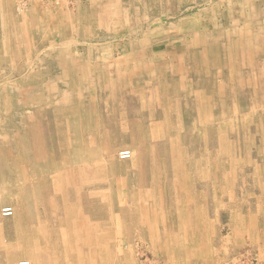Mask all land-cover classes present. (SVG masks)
<instances>
[{
	"label": "rangeland",
	"instance_id": "374dc122",
	"mask_svg": "<svg viewBox=\"0 0 264 264\" xmlns=\"http://www.w3.org/2000/svg\"><path fill=\"white\" fill-rule=\"evenodd\" d=\"M0 120V264H264V0H0Z\"/></svg>",
	"mask_w": 264,
	"mask_h": 264
},
{
	"label": "bare ground",
	"instance_id": "6f19581e",
	"mask_svg": "<svg viewBox=\"0 0 264 264\" xmlns=\"http://www.w3.org/2000/svg\"><path fill=\"white\" fill-rule=\"evenodd\" d=\"M181 12V11H180ZM16 37V36H15ZM216 44V43H215ZM217 59V58H216ZM238 68V67H237ZM233 74V73H232ZM111 77V76H110ZM68 80V79H67ZM78 80V79H77ZM66 82V81H65ZM78 82V81H77ZM92 82V81H91ZM96 82V81H95ZM69 83V82H68ZM67 83V84H68ZM101 83V82H100ZM97 84V83H96ZM22 85V84H21ZM61 85V84H60ZM59 85V86H60ZM78 85V84H77ZM76 85V86H77ZM82 85V84H81ZM64 86H66V84H64ZM91 87V86H90ZM99 88V87H98ZM168 88V87H167ZM87 89V88H86ZM89 91V90H88ZM96 91V90H95ZM78 92V91H77ZM126 92V91H125ZM83 93V92H82ZM121 94V93H120ZM119 94V95H120ZM129 94V93H128ZM122 95V94H121ZM120 95V96H121ZM125 95V94H124ZM54 96V95H53ZM135 97V96H134ZM74 98H76V97H74ZM85 98V97H84ZM124 98V97H123ZM83 99V98H82ZM135 99V98H134ZM133 100V99H132ZM147 100V99H146ZM130 101V100H129ZM79 102V101H78ZM115 102V101H114ZM205 103V102H204ZM141 104V103H140ZM148 105V104H147ZM146 106V105H145ZM148 107H149V105H148ZM149 109V108H148ZM18 110H19V108H18ZM67 112V111H66ZM148 112H149V110H148ZM3 113V112H2ZM6 113V112H5ZM4 113V114H5ZM4 114H3V116H4ZM63 114V113H62ZM22 115V114H21ZM57 115V114H56ZM6 116V115H5ZM124 116V115H123ZM59 117V116H58ZM65 117V116H64ZM43 118V117H42ZM55 118V117H54ZM63 118V117H62ZM24 119V118H23ZM65 119V118H64ZM67 119V118H66ZM85 119H88V118H85ZM70 120V119H69ZM74 120H76V119H74ZM1 121V120H0ZM28 121V120H27ZM66 121V120H65ZM56 122V121H55ZM70 122V121H69ZM81 122V121H80ZM57 123V122H56ZM60 123H62V121L60 122ZM29 124V123H28ZM72 124H74V123H72ZM31 126V125H30ZM29 126V127H30ZM68 127V126H67ZM32 128V127H31ZM66 129H68V128H66ZM95 130V129H94ZM32 131V130H31ZM37 131H38V129H37ZM36 131V132H37ZM42 131V130H41ZM131 131V130H130ZM151 132V134L149 133V135H150V141L153 143V144H156L157 142H156V138L157 137H155V133H154V130H151L150 131ZM58 133V132H57ZM32 135V134H31ZM80 135H81V133H80ZM68 136V135H67ZM107 136V135H106ZM133 136V135H132ZM145 136V135H144ZM148 136V135H147ZM182 136V135H181ZM19 137V136H18ZM48 137V136H47ZM100 137V136H99ZM49 138V137H48ZM47 138V139H48ZM80 138H81V136H80ZM97 138V137H96ZM111 138V137H110ZM206 138V137H205ZM204 138V139H205ZM8 139V138H7ZM39 139V138H38ZM41 139V138H40ZM89 139V138H88ZM204 139H203V141H204ZM207 139V138H206ZM1 140V139H0ZM44 140V139H43ZM96 140V139H95ZM112 140V139H111ZM215 140V139H214ZM21 141V140H20ZM37 141V140H36ZM74 141V140H73ZM82 141V140H81ZM99 141V140H98ZM98 141H96V142H98ZM132 141H134L133 139H132ZM148 141V140H147ZM33 142V141H32ZM77 142V141H76ZM180 142V141H179ZM1 143V142H0ZM21 143V142H20ZM111 143H112V141H111ZM134 143V142H133ZM100 144V143H99ZM166 144V143H165ZM173 144H175L174 142H173ZM36 145V144H35ZM41 145V144H40ZM83 145V144H82ZM98 145V144H97ZM117 145V144H116ZM143 145V144H142ZM145 145V144H144ZM143 145V146H144ZM150 145V144H149ZM133 146V145H132ZM158 146V145H157ZM31 147V146H30ZM36 147H38V146H36ZM85 147V146H84ZM88 147V146H87ZM111 147V146H110ZM156 147V146H155ZM174 147V146H173ZM39 148V147H38ZM79 148V147H78ZM165 148V147H164ZM163 148V149H164ZM42 149V148H41ZM64 149V148H63ZM75 149V148H74ZM90 150H92L91 148H89ZM21 150V149H20ZM53 150V149H52ZM81 150H82V148H81ZM87 150H88V148H87ZM96 150V149H95ZM94 150V151H95ZM157 150V149H156ZM17 151V150H16ZM93 151V150H92ZM164 151H166L165 149H164ZM39 152V151H38ZM38 152H37V154H38ZM72 152V151H71ZM90 152V151H89ZM101 152V151H100ZM60 153V152H59ZM70 153V152H69ZM170 153V152H169ZM33 154V153H32ZM84 154H86L85 152H84ZM163 154H164V152H163ZM174 154H175V152H174ZM216 154H218V152L216 153ZM41 155V154H40ZM47 155V154H46ZM91 155V154H90ZM95 155V154H94ZM142 155V154H141ZM159 155V154H158ZM22 156H23V154H22ZM75 156V155H74ZM74 156H73V159H74ZM84 156V155H83ZM157 156V155H156ZM106 157V156H105ZM90 158V157H89ZM95 159H98V157H94ZM154 158V157H153ZM167 158V157H166ZM182 158V157H181ZM186 158V157H185ZM24 159V158H23ZM32 159V158H31ZM47 159V158H46ZM71 159V158H70ZM73 159H72V161H73ZM165 159V158H164ZM35 160H36V158H35ZM130 160V159H129ZM195 160V159H194ZM191 161V160H190ZM40 162V161H39ZM86 162V161H85ZM157 162V161H156ZM155 162V163H156ZM165 162V161H164ZM32 163V162H31ZM43 163V162H42ZM47 163V162H46ZM74 163V162H73ZM145 163V162H144ZM143 163V164H144ZM158 163H160V162H158ZM72 164V163H71ZM11 165V164H10ZM48 165V164H47ZM74 165V164H73ZM79 165H80V162H79ZM111 166H113L112 164H110ZM27 166V165H26ZM132 166V165H131ZM159 166V165H158ZM206 166V165H205ZM14 167V166H13ZM13 167H12V169H13ZM72 167V166H71ZM73 167H75V166H73ZM109 167V166H108ZM160 167V166H159ZM165 167V166H164ZM26 168V167H25ZM186 168V167H185ZM15 169V168H14ZM19 169H21L20 167H19ZM39 169V168H38ZM49 169V168H48ZM160 169V168H159ZM10 170V169H9ZM16 170H17V168H16ZM15 170V171H16ZM78 170H79V168H78ZM110 170V169H109ZM128 170V169H127ZM136 170V169H135ZM19 171H21V170H19ZM30 171V170H29ZM76 171V170H75ZM112 171V170H111ZM144 171V170H143ZM191 171V170H190ZM9 172V171H8ZM12 172V171H11ZM22 172V171H21ZM41 172V171H40ZM153 172V171H152ZM16 173V172H15ZM75 173V172H74ZM116 173V172H115ZM125 173V172H124ZM141 173H142V171L140 172V174H138V177L141 179L142 178V175H141ZM145 173V172H144ZM158 173V172H157ZM162 173V172H161ZM0 174H2V173H0ZM8 174H10V172L8 173ZM29 174V173H28ZM107 174V173H106ZM105 174V175H106ZM153 174V173H152ZM16 175V174H15ZM18 175V174H17ZM24 175V174H23ZM32 175V174H31ZM31 175H30V177H31ZM33 175H34V173H33ZM42 175V174H41ZM95 175V174H94ZM112 175V174H111ZM12 175H10V177H11ZM13 176H14V174H13ZM26 176V175H25ZM56 176H60V175H56ZM64 176V175H63ZM66 176V175H65ZM68 176H69V174H68ZM101 176V175H100ZM121 176H123V175H121ZM157 176V175H156ZM17 177H19V176H17ZM20 177H21V175H20ZM32 177H34V176H32ZM36 177V176H35ZM82 177V176H81ZM89 177V176H88ZM91 177H93V176H91ZM90 177V178H91ZM97 177V176H96ZM95 177V178H96ZM162 177V176H161ZM15 178V177H14ZM28 178V177H27ZM110 178V177H109ZM157 178V177H156ZM11 179V178H10ZM20 179V178H19ZM66 179H67V177H66ZM65 179V180H66ZM126 179V178H125ZM154 179V178H153ZM158 179V178H157ZM205 179V178H204ZM8 180V179H7ZM40 180V179H39ZM58 180V179H57ZM64 180V179H63ZM74 180V179H73ZM78 180V179H77ZM100 180V179H99ZM104 179H102V181H103ZM155 180V179H154ZM6 181V180H5ZM4 181V182H5ZM12 181V180H11ZM10 181V182H11ZM20 181V180H19ZM36 181V180H35ZM117 181H119V180H116V182ZM126 181V180H125ZM139 181V180H138ZM159 181V180H158ZM13 182H16V180L15 181H13ZM12 182V183H13ZM52 182H53V180H52ZM101 182V181H100ZM2 183V182H1ZM22 183V182H21ZM37 183V182H36ZM58 183H59V180H58ZM111 183V182H110ZM3 184H5V183H3ZM10 184V183H9ZM16 184V183H15ZM26 184V183H25ZM29 184V183H28ZM61 184V183H60ZM72 184V185H71ZM92 184V183H91ZM116 184V183H115ZM23 185V184H22ZM35 185V184H34ZM59 185V184H58ZM126 185V184H125ZM144 185V184H143ZM12 186H14V184H12ZM44 186V185H43ZM62 186H63V184H62ZM62 186H61V188H62ZM79 186V185H78ZM4 187V186H3ZM66 189H67V191L69 192V191H71V190H73V189H76V185H73V183H71L70 182V180L69 179H67L66 180ZM114 187V186H113ZM7 188H9V187H7ZM112 188V187H111ZM116 187H114V189H115ZM165 188V187H164ZM30 189V188H29ZM53 189V188H52ZM59 189V188H58ZM137 189V188H136ZM6 190V189H5ZM31 190V189H30ZM55 190V189H54ZM96 190V189H95ZM131 190V189H130ZM152 190V189H151ZM35 191H37V193H38V190H36L35 189ZM64 191V190H63ZM5 192V191H4ZM74 192V191H73ZM100 192V191H99ZM130 192V191H129ZM152 192V191H151ZM158 192V191H157ZM160 192V191H159ZM164 192V191H163ZM6 193V192H5ZM4 193V194H5ZM62 193V192H61ZM70 193V192H69ZM68 193V194H69ZM97 193V192H96ZM107 193H109V192H107ZM115 193V192H114ZM132 193V192H131ZM2 194V193H1ZM12 194V193H11ZM66 194H67V192H66ZM65 194V195H66ZM112 194V193H111ZM143 194V193H142ZM161 194V193H160ZM3 195V194H2ZM36 195V194H35ZM55 195V194H54ZM72 195V194H71ZM74 195V194H73ZM72 195V196H73ZM25 196V195H24ZM38 196V195H37ZM86 196V195H85ZM1 197V196H0ZM5 197V196H4ZM35 197V196H34ZM62 197V196H61ZM68 197V196H67ZM74 197V196H73ZM140 197V196H139ZM161 197V196H160ZM36 198V197H35ZM42 198V197H41ZM44 198V197H43ZM64 198V197H63ZM87 198V197H86ZM108 198L110 199V195L108 196ZM128 198V197H127ZM156 198V197H155ZM3 199V198H2ZM1 199V200H2ZM26 199V198H25ZM55 199V198H54ZM62 199V198H61ZM103 199V198H102ZM117 199V198H116ZM136 200H137V198H135ZM37 200V199H36ZM70 200V199H69ZM83 200H84V198H83ZM88 200V199H87ZM112 200V199H111ZM132 200V199H131ZM4 201V200H3ZM33 201V200H32ZM57 201V200H56ZM90 201V200H89ZM102 201V200H101ZM128 201V200H127ZM144 201V200H143ZM39 202V201H38ZM110 202V201H109ZM117 202V201H116ZM70 203V202H69ZM102 203V202H101ZM36 204V203H35ZM43 204V203H42ZM71 204V203H70ZM69 204V205H70ZM113 204V203H112ZM118 204V203H117ZM131 204V203H130ZM16 205V204H15ZM34 205V204H33ZM46 205V204H45ZM75 205V204H74ZM97 205V204H96ZM116 205V204H115ZM140 205V204H139ZM138 205V206H139ZM157 204H155V206H156ZM39 206H40V202H39ZM87 206H89V205H87ZM98 206H100L99 205V203H98ZM137 206V207H138ZM152 206V205H151ZM206 206V205H205ZM63 207V206H62ZM71 207V206H70ZM73 207V206H72ZM97 207V206H96ZM95 207V208H96ZM110 207H112V206H110ZM115 207V206H114ZM118 207V206H117ZM157 207H159V205L157 206ZM27 208V207H26ZM37 208V207H36ZM41 208H42V206H41ZM99 208V207H98ZM101 208V207H100ZM130 208V207H129ZM150 208V207H149ZM68 209V208H67ZM74 209V208H73ZM85 209H87V208H85ZM94 209V208H93ZM140 209H143V208H140ZM153 209H154V207H153ZM75 210H76V208H75ZM97 210V209H96ZM151 210V209H150ZM156 210H158V209H156ZM69 211V210H68ZM74 211V210H73ZM105 211V210H104ZM14 212V211H13ZM50 212V211H49ZM80 212V211H79ZM91 212V211H90ZM111 212V211H110ZM140 212V211H139ZM34 213V212H33ZM63 213H64V211H63ZM72 213V212H71ZM105 213V212H104ZM115 213V212H114ZM68 213H65V215H63V217L64 218H61V219H57V220H54V228H55V231L53 232V231H51L53 234H54V238L52 237V239L48 242V246H49V248H47L48 249V252L46 253L47 255L45 256H43V257H41V256H39L38 254H36V252H33V251H29L28 253L29 254H31V256H33L34 258H35V260H36V263L37 264H86L85 263V256H83L82 255V249L80 248V246L79 245H81L82 246V248L84 249V250H87L88 251V255H86V257H88V261L87 262H89V260L94 256V254H96L98 251V254L100 253V254H104V253H106V251L104 250L103 251V248L102 249H97L96 250V245L97 246H100V241L99 240H96V238H93V237H91V236H89L90 234H92V233H89L88 231H84L83 233L85 234V236L83 235V233H82V229H80V228H78V227H80V226H78L75 222H73V224L71 225V227L69 228V227H67V228H65L64 226H63V224H65V222L67 223V221H66V218L68 217V215H67ZM17 215V214H16ZM58 215V214H57ZM93 215V214H92ZM105 215V214H104ZM111 215V214H110ZM4 217V216H3ZM135 217V216H134ZM168 217V216H167ZM51 218V217H50ZM54 218V217H53ZM89 218H90V215H89ZM104 218V217H103ZM31 219V218H30ZM55 219V218H54ZM74 219V218H73ZM75 219H77V218H75ZM135 219V218H134ZM92 220V219H91ZM101 220V219H100ZM44 221V220H43ZM113 221V220H112ZM157 221H158V219H157ZM35 222V221H34ZM33 222V223H34ZM120 222V221H119ZM3 223V222H2ZM96 223V222H95ZM139 223V222H138ZM31 224V223H30ZM41 224V223H40ZM53 224V223H52ZM143 224V223H142ZM99 225V224H98ZM41 226H43V225H41ZM60 226H63L65 229H61L60 228ZM66 226V225H65ZM92 226V225H91ZM97 226V225H96ZM112 226V225H111ZM157 226V225H156ZM1 227H2V225H1ZM152 227V226H151ZM154 227V226H153ZM44 228V227H43ZM48 229V228H47ZM58 229V230H57ZM238 229V228H237ZM5 230V229H4ZM38 230V229H37ZM95 230H97V229H95ZM150 230V229H149ZM32 231V230H31ZM93 231V230H92ZM155 231V230H154ZM157 232V231H156ZM2 233V232H1ZM4 233V232H3ZM49 232H47V234H48ZM52 233H50L51 235H53ZM148 233H150V232H148ZM155 233V232H154ZM21 234V233H20ZM113 234V233H112ZM158 234V233H157ZM42 236H43V238H45L46 239V235L45 234H41ZM49 235V234H48ZM51 235H50V237H51ZM114 235V234H113ZM159 235V234H158ZM157 235V236H158ZM169 235V234H168ZM2 236V235H1ZM32 236H33V234H32ZM155 236V235H154ZM34 237V236H33ZM81 237V238H80ZM160 237V236H159ZM184 237H186V236H184ZM191 237V236H190ZM4 236H3V240H4ZM8 238V237H7ZM40 238V237H39ZM42 238V237H41ZM156 238V237H155ZM187 238V237H186ZM37 239V238H36ZM50 239V238H49ZM116 239V238H115ZM7 240V239H6ZM5 240V241H6ZM117 240V239H116ZM12 241V240H11ZM41 241V240H40ZM17 242V241H16ZM44 242V241H43ZM2 243V242H1ZM0 243V244H1ZM6 243V242H5ZM37 243V242H36ZM40 243V242H39ZM3 244V243H2ZM1 244V245H2ZM44 245H45V242H44ZM167 245V244H166ZM43 246V245H42ZM46 246V245H45ZM95 248V249H94ZM1 249H3V248H1ZM38 249V248H37ZM20 250V249H19ZM164 250V249H163ZM187 250V249H186ZM2 251V250H1ZM17 251H18V248H17ZM8 252H10V251H8ZM14 252V251H13ZM45 252V251H44ZM169 252V251H168ZM22 253V252H21ZM173 253V252H172ZM10 254V253H9ZM8 254V255H9ZM20 254V253H19ZM40 254V253H39ZM14 255V254H13ZM97 255V254H96ZM118 256V255H117ZM5 257V256H4ZM13 257V256H12ZM23 257H24V255H23ZM10 258H11V256H10ZM19 258V257H18ZM21 258V257H20ZM103 258V257H102ZM93 259V258H92ZM95 259V258H94ZM115 259V258H114ZM103 260V259H102ZM9 261V260H8ZM93 261V260H92ZM92 261H90V263L89 264H96L97 262H92ZM95 261V260H94ZM97 261V260H96ZM165 261V260H164ZM114 262V261H113ZM5 263H6V261H5ZM33 263V262H32ZM31 263V264H32ZM169 264H171V263H169ZM176 264V263H175Z\"/></svg>",
	"mask_w": 264,
	"mask_h": 264
},
{
	"label": "built area",
	"instance_id": "2783aa9c",
	"mask_svg": "<svg viewBox=\"0 0 264 264\" xmlns=\"http://www.w3.org/2000/svg\"><path fill=\"white\" fill-rule=\"evenodd\" d=\"M121 156H122V159H129L131 157L129 152H123L121 154ZM5 212H6V215H10L11 214V210H9V209H7ZM19 264H31V262L27 261V260H24V261H21Z\"/></svg>",
	"mask_w": 264,
	"mask_h": 264
}]
</instances>
